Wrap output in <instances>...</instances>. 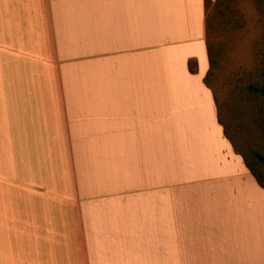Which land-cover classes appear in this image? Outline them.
<instances>
[{
    "label": "crops",
    "instance_id": "crops-1",
    "mask_svg": "<svg viewBox=\"0 0 264 264\" xmlns=\"http://www.w3.org/2000/svg\"><path fill=\"white\" fill-rule=\"evenodd\" d=\"M208 70L204 0H0V264H264Z\"/></svg>",
    "mask_w": 264,
    "mask_h": 264
},
{
    "label": "rangeland",
    "instance_id": "rangeland-1",
    "mask_svg": "<svg viewBox=\"0 0 264 264\" xmlns=\"http://www.w3.org/2000/svg\"><path fill=\"white\" fill-rule=\"evenodd\" d=\"M207 12L212 64L206 83L225 135L264 182V163L256 158L264 157V101L248 89L264 85V0H211Z\"/></svg>",
    "mask_w": 264,
    "mask_h": 264
},
{
    "label": "trees",
    "instance_id": "trees-1",
    "mask_svg": "<svg viewBox=\"0 0 264 264\" xmlns=\"http://www.w3.org/2000/svg\"><path fill=\"white\" fill-rule=\"evenodd\" d=\"M211 0H204V6H205V12H206V47H207V54H208V60H209V69L211 68V64H212V55H211V50H210V45H209V31H210V28L212 26V21H211V17L209 16L208 12H207V7H208V3L210 2ZM220 0H215V4L217 5V3L219 2ZM188 65H189V69L191 71H193V62L192 61H189L188 62ZM209 72V71H208ZM207 72V73H208ZM207 76V75H206ZM205 81H206V77H205ZM249 91L255 93V94H258L262 97L263 101H264V85L262 86H255V85H250L248 87ZM237 153H239L247 168L250 170V172L253 174V176L255 177V179L257 180V182L260 184V186L264 187V182L262 181V177L261 175L256 172L255 170V167L254 165L252 164V162L250 161V159L247 157V155H245L244 153H241L239 151L236 150ZM256 157V155H255ZM260 162L264 163V157L258 155L256 157Z\"/></svg>",
    "mask_w": 264,
    "mask_h": 264
}]
</instances>
